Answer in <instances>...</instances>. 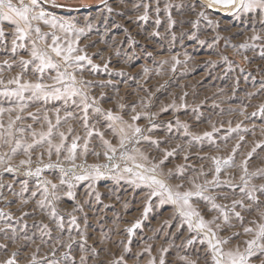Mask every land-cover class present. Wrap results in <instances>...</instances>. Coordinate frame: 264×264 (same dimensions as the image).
<instances>
[{
    "label": "rangeland",
    "instance_id": "rangeland-1",
    "mask_svg": "<svg viewBox=\"0 0 264 264\" xmlns=\"http://www.w3.org/2000/svg\"><path fill=\"white\" fill-rule=\"evenodd\" d=\"M144 4L149 6L146 20L140 19L145 14ZM42 6L58 20L74 25L66 34L42 21L33 22L49 34L46 42L38 43L59 65L58 70L64 71L63 61L46 48L52 32L62 43L76 40V47L83 50L79 54L92 61L67 69L78 82L87 83L86 88L79 83L77 87L87 92L90 104L95 101L88 110L89 129L102 132L104 139L118 146L119 137L108 128L105 115L111 110L137 124L141 137L147 139L137 143L133 138L124 149L117 147L114 160L108 161L100 137L87 135L78 106L80 97L35 99L26 92L27 107L19 113L23 119L16 122V127L25 131L16 132L15 139L32 143V131H47L45 115L56 124L57 110L61 123L53 129L52 144L60 143L59 132L67 139L59 155L54 148L49 155L47 141L37 145L30 150L31 163L24 165L20 161L29 156L22 148L13 154L14 144L0 142V157L4 158L0 164V264L8 260L14 264H149L153 259L160 264L161 257L164 264H211L205 231L190 229L173 205L161 204L156 197L145 214L149 189L133 184L127 174L125 179L116 178L118 173L111 164H120L122 170L125 161L119 159L120 153L135 154L136 150L151 163L163 161L160 170L165 174L171 171L172 178L167 181L171 186L196 191L195 185H201L203 196L211 199L193 196V208L206 221L214 220L211 227L218 238L229 240L221 245L224 251L239 246L243 252L244 242L253 238L243 229L253 227L255 231L251 221L264 222L260 219L264 212V15L236 13L221 6L209 8L208 0H48ZM0 27L5 31L0 40V80L4 81L0 93L16 88L7 82L18 74L22 82L61 87L51 79L57 69L41 74L36 71L38 61L22 72L20 60L32 59L35 34L17 40V45L25 47H17L13 53L14 26L0 21ZM254 35L260 39L253 40ZM15 106V97L0 94V107ZM96 107L102 111L97 113ZM68 112L73 116L65 122ZM16 114H4L5 126L9 115L14 119ZM136 114L141 118L132 121ZM76 136L80 139L73 163L66 157ZM166 152L172 153L167 159ZM214 158L221 161L219 173ZM93 164H108L109 168H101L105 174L96 179H75L92 172ZM69 191L73 196H68ZM234 201L239 203L234 206ZM213 203L220 208H212ZM221 208L229 217L227 221ZM73 216L75 225L70 223ZM137 221L140 226L130 234L127 230ZM248 264H264V250L257 249Z\"/></svg>",
    "mask_w": 264,
    "mask_h": 264
},
{
    "label": "snow or ice",
    "instance_id": "snow-or-ice-1",
    "mask_svg": "<svg viewBox=\"0 0 264 264\" xmlns=\"http://www.w3.org/2000/svg\"><path fill=\"white\" fill-rule=\"evenodd\" d=\"M48 3V0H16L14 3L13 0H0V21H7L10 25L14 26V39L12 40V49L13 53L16 52L17 47H25L24 44L17 45V40L25 41L31 39L33 34H35V39H31V48H30V56L31 60H20V65L22 72L25 71L29 64L35 63L36 64V71L43 74L46 69H57V73L51 79L54 81V84L60 85L61 87H55L54 85L44 84L42 82H22V76L18 74L15 78L8 80L9 85H16L14 89H7L0 93L6 97H15L16 99V106L14 108H4L0 107V142L3 144H14L11 148L13 154L17 152L19 149H23L24 154L29 156L28 160H21L20 163L30 164V150L36 147L37 145L47 141L49 145V155H51V150L54 148L57 155L60 154L61 149L65 146L64 141L67 139L64 132H59L60 143L59 144H52L51 137L53 135V129L58 127L61 123V117L59 115V110H57L56 115V124L53 125L51 120L48 119L47 115L44 116V120L48 123L47 131H41L39 133L32 131L31 135L33 137L32 143H25L21 139H15V133L19 132L21 134L24 133V128H17L16 122L23 119L19 113L25 111L27 104L25 101V93L31 92L32 98L40 99L45 98L47 99L49 96H55L56 98L64 97L66 100L72 97H80V104L78 106L81 107L83 112V125L87 130L88 137L93 136V134L100 137L105 151L103 153L104 157L108 161H113L116 153L117 147L120 149H124L126 147V143L131 141L133 138L136 139L138 143L141 138L147 139V137H141L142 129L135 123H130L123 119L121 115L114 114L111 110L106 112V120L108 123V128L113 132V134L118 135L119 141L118 146H114L109 140L104 139V134L102 132L96 131L94 128L89 129L88 126V110L89 108L93 107L95 101L93 103H89V97L87 92L83 91V88H78L77 83L81 84L83 87H87V83L84 81H77L76 76L69 72L67 69L73 66H80V62L87 61L88 64H92L91 59L86 54H79L83 50L76 47V40L69 39L66 42H61V37L56 34V32H52L50 34L51 43L46 44V48L50 49L51 53H54L56 57L61 58L65 65L64 71H59V65L55 63L49 54L48 51H45L39 46V41L47 40L49 34L43 33L41 31V27L39 24H33V22H43L44 25H49L53 29L57 27L60 31L65 32L66 34L73 30L74 25L70 21H62L58 20L57 17L53 16L52 14L48 13L45 8L42 6L43 4ZM213 6H221L224 8H232L234 12H253L256 11L259 14L264 15V0H208V7L211 8ZM139 7V5L137 6ZM145 9V14L140 17V19L146 20L148 5H143ZM111 11V8L108 9ZM159 11V9H157ZM201 15H204L201 13ZM157 24L160 23L159 20L156 21ZM79 32H83V29H79ZM5 37V31L3 27H0V40ZM253 40L260 39L259 36L254 35L252 37ZM241 47H247V45H241ZM264 55V53H262ZM8 62L5 61V64ZM179 63V61H177ZM10 67V65H9ZM93 68H97L96 65H93ZM107 68V65H105ZM147 71V69H145ZM4 84L3 80H0V85ZM73 104H76V101L73 100ZM123 107V105H121ZM166 110V109H165ZM95 111L100 113L102 111L101 108L96 107ZM264 112V109L261 110ZM17 113L15 118L13 119L11 115H9V119L7 122V126L3 123L2 117L5 113ZM32 116L33 120H36L37 117L32 113H29ZM73 114L71 112L66 113L64 118L65 122L69 118H71ZM141 118L140 114L133 115L131 117L132 121H137ZM239 127V125L237 126ZM31 129V125L28 126ZM73 129L69 127L68 132L71 133ZM205 136L210 137L211 133H205ZM38 137V139H37ZM80 137L76 136L72 139L71 145L67 148V159L69 161L75 162L77 158V148L79 147L78 141ZM199 139V137H196ZM153 143H157L153 141ZM83 151L86 154L88 152V141L85 139L83 145ZM97 156L100 153H96ZM171 152L165 153V159L168 156H171ZM251 155V154H249ZM119 159L121 161H125L124 167L121 170V165L118 163L111 164V168L114 169L118 175L117 179H125L127 177L130 178V181L133 184H142L145 185L149 192L147 194V201L148 206L145 207L144 212H147L150 209L151 201L153 197L159 198L160 203H169L174 206L176 214L181 216L188 224L190 229H196L205 231V240L208 245V249L210 251L211 256V264H248L249 258L254 254L257 249L264 250V222L256 223V221H251V223L255 226V231L253 227H245L243 229L244 233L246 234H253V238L250 240L245 241L246 248L244 251H240L239 246H236L234 249H230L228 251H224L221 245L229 243L228 239L221 240L218 238L217 233L213 231L211 225L214 223L212 221H206L204 217L193 208L191 203V198L193 196L202 197L203 192L205 189L201 185H195L196 191H181L180 189L183 187L182 185H175L171 186L167 181L172 178V173L165 174L162 170H160V163H151L149 161L148 156L144 153L139 152L136 150L135 154H130L128 151H123L119 155ZM231 159V158H229ZM131 166H129V163ZM214 162L216 164V173L221 171V161L219 159L214 158ZM4 163V158L0 157V164ZM224 164H228L229 160H224ZM50 167V165L48 166ZM92 172L86 173L84 175H77L75 179L77 181L80 180H87V179H96L100 176H103L105 173L101 171V168H109L108 164L99 165L93 164L90 166ZM11 171V169H8ZM245 172H247L246 163L244 166ZM41 169L36 170V174H40ZM241 179L243 180L244 177L242 176ZM65 181L63 178L61 179V183L63 184ZM245 185H247V181H245ZM53 189L56 188V185H52ZM72 185L69 184V188ZM264 190V189H262ZM48 189L45 188L44 192L47 193ZM68 196H73V193L69 191ZM35 195V193H34ZM205 200H210V197L203 196ZM43 203V202H41ZM237 203L234 201L233 205L235 206ZM212 208H220L219 205L215 203L212 204ZM221 214L224 217V220L227 221L229 219L227 213L221 208ZM52 215L55 216L56 212L53 208ZM235 216L238 219H242L240 217V213L236 212ZM195 217V221L193 218ZM261 221H264V212L260 213ZM71 224H76V218L73 216ZM139 221L134 224L131 228L127 231L131 234L133 230L139 227ZM62 227V225H61ZM219 228V225H216ZM234 235H239V233H235ZM191 243V241H189ZM71 248V244L67 245ZM81 250H83V246L81 245ZM147 251V249H146ZM15 255V254H13ZM35 259V257H33ZM83 257L81 260L83 261ZM6 264H14V260H8ZM149 264H155L154 259L149 262ZM160 264H164L163 257L160 258Z\"/></svg>",
    "mask_w": 264,
    "mask_h": 264
}]
</instances>
